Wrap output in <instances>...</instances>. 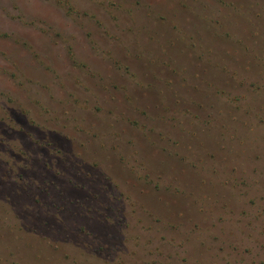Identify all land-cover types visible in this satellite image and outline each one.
I'll use <instances>...</instances> for the list:
<instances>
[{
    "label": "rangeland",
    "instance_id": "obj_1",
    "mask_svg": "<svg viewBox=\"0 0 264 264\" xmlns=\"http://www.w3.org/2000/svg\"><path fill=\"white\" fill-rule=\"evenodd\" d=\"M0 264H264V0H0Z\"/></svg>",
    "mask_w": 264,
    "mask_h": 264
}]
</instances>
